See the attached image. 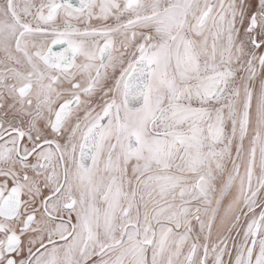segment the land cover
Masks as SVG:
<instances>
[{
    "label": "snow or ice",
    "instance_id": "6c2138e0",
    "mask_svg": "<svg viewBox=\"0 0 264 264\" xmlns=\"http://www.w3.org/2000/svg\"><path fill=\"white\" fill-rule=\"evenodd\" d=\"M0 264H264V0H0Z\"/></svg>",
    "mask_w": 264,
    "mask_h": 264
}]
</instances>
